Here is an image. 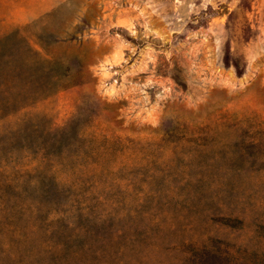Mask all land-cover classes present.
Instances as JSON below:
<instances>
[{
	"label": "rangeland",
	"instance_id": "1",
	"mask_svg": "<svg viewBox=\"0 0 264 264\" xmlns=\"http://www.w3.org/2000/svg\"><path fill=\"white\" fill-rule=\"evenodd\" d=\"M0 264H264V0H0Z\"/></svg>",
	"mask_w": 264,
	"mask_h": 264
}]
</instances>
